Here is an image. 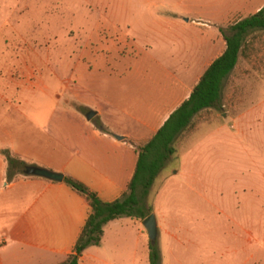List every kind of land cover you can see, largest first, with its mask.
Listing matches in <instances>:
<instances>
[{
	"label": "rangeland",
	"instance_id": "rangeland-1",
	"mask_svg": "<svg viewBox=\"0 0 264 264\" xmlns=\"http://www.w3.org/2000/svg\"><path fill=\"white\" fill-rule=\"evenodd\" d=\"M261 1L0 0V106L48 85L64 92L62 107L63 84L84 83L104 120L137 132L134 103L173 91L175 76L184 98L224 49L223 32ZM248 41L218 106L178 136L146 197L161 264H264V31ZM62 115L56 109L50 122L57 145ZM139 224L140 245L136 226L108 231L96 264H149Z\"/></svg>",
	"mask_w": 264,
	"mask_h": 264
},
{
	"label": "crops",
	"instance_id": "crops-1",
	"mask_svg": "<svg viewBox=\"0 0 264 264\" xmlns=\"http://www.w3.org/2000/svg\"><path fill=\"white\" fill-rule=\"evenodd\" d=\"M263 5L264 0L255 12ZM81 70L88 72L86 67ZM175 78L178 82L173 91L164 89L150 102L138 99L134 103L130 116L140 126L137 132L112 127L104 120L103 108L86 94L89 88L84 83L76 91L70 90V81L63 84V91L70 96L64 95L62 107L58 99L64 92L59 97L48 85L44 89L30 86L16 101H9L8 106L5 104L10 99L3 98L4 106H0V264L62 263L73 252L90 212L86 198L63 181L25 176L21 172L8 180V161L3 151L7 150L11 157L26 164L70 176L101 200L114 201L125 192L133 177L138 147L146 137H152L194 87L182 98L177 90L183 87V81ZM38 92L42 96H37ZM84 108L94 109L96 120H88L85 117L88 111L84 113ZM56 109L62 110V120L67 124L63 143L58 145L55 144L57 130L50 128ZM12 112L17 117H12ZM133 226L137 227L136 241L140 245L139 221L120 217L104 226L100 245L86 248L79 264H96L107 242L108 231Z\"/></svg>",
	"mask_w": 264,
	"mask_h": 264
},
{
	"label": "trees",
	"instance_id": "trees-1",
	"mask_svg": "<svg viewBox=\"0 0 264 264\" xmlns=\"http://www.w3.org/2000/svg\"><path fill=\"white\" fill-rule=\"evenodd\" d=\"M260 31H264V5L257 12L232 24L228 32H223L225 49L222 54L208 65L188 98L170 114L146 143L138 147L135 172L127 189L119 198L109 202L103 201L83 183L70 176H64L63 182L86 198L90 212L73 252L60 264H79L86 248L100 245L103 228L108 222L120 217L142 222L153 212L152 206L146 204V197L166 161L176 152L174 142L180 134L190 128L200 112L218 106L224 82L236 68L249 37ZM82 111L86 113L88 109L84 108ZM3 153L8 161L7 179L12 180L26 163L11 157L7 150ZM148 263L161 264V252L156 242L149 241Z\"/></svg>",
	"mask_w": 264,
	"mask_h": 264
},
{
	"label": "water",
	"instance_id": "water-1",
	"mask_svg": "<svg viewBox=\"0 0 264 264\" xmlns=\"http://www.w3.org/2000/svg\"><path fill=\"white\" fill-rule=\"evenodd\" d=\"M96 115V111L90 109L86 114L85 117L88 120H91ZM21 173L25 176H34V177H41L45 178L50 181L54 182H62L64 179V174L58 171H54L51 169H48L46 167H41L34 164H26L22 170ZM143 227L146 229L148 233V238L152 243H155L158 236V224H157V218L155 213H151L149 216H147L142 221Z\"/></svg>",
	"mask_w": 264,
	"mask_h": 264
}]
</instances>
